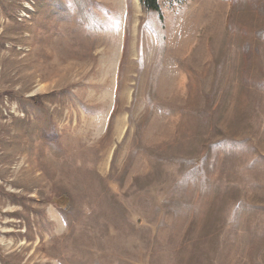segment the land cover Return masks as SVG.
<instances>
[{
    "label": "rangeland",
    "instance_id": "rangeland-1",
    "mask_svg": "<svg viewBox=\"0 0 264 264\" xmlns=\"http://www.w3.org/2000/svg\"><path fill=\"white\" fill-rule=\"evenodd\" d=\"M0 0V264H264V0Z\"/></svg>",
    "mask_w": 264,
    "mask_h": 264
},
{
    "label": "trees",
    "instance_id": "trees-1",
    "mask_svg": "<svg viewBox=\"0 0 264 264\" xmlns=\"http://www.w3.org/2000/svg\"><path fill=\"white\" fill-rule=\"evenodd\" d=\"M140 3L146 12H153L159 15L162 19L161 10L158 4V0H140ZM261 37H264V33L260 34Z\"/></svg>",
    "mask_w": 264,
    "mask_h": 264
}]
</instances>
